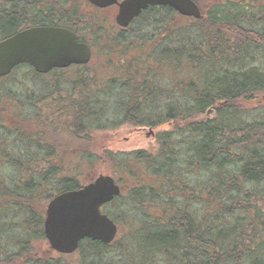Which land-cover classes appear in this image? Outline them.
<instances>
[{"label":"trees","instance_id":"obj_1","mask_svg":"<svg viewBox=\"0 0 264 264\" xmlns=\"http://www.w3.org/2000/svg\"><path fill=\"white\" fill-rule=\"evenodd\" d=\"M85 4L0 0V41L38 25L68 27L90 44L94 31L95 41L108 40ZM154 7L110 35L151 47L109 64L110 77L91 62L46 74L21 64L0 77V264H264V0H212L201 18ZM161 75L173 79L156 84ZM212 109L214 118H196ZM123 123L155 127L158 142L98 154L128 184L103 206L128 225V241L85 238L74 262L35 256L34 242L45 239L37 205L81 188L95 154L57 158L60 132L78 138ZM111 248L119 257L106 260Z\"/></svg>","mask_w":264,"mask_h":264},{"label":"water","instance_id":"obj_2","mask_svg":"<svg viewBox=\"0 0 264 264\" xmlns=\"http://www.w3.org/2000/svg\"><path fill=\"white\" fill-rule=\"evenodd\" d=\"M105 8L118 0H88ZM115 17L117 24L127 27L149 6L164 5L184 16L201 18L195 0H123ZM92 50L77 33L64 26L38 25L20 30L0 41V77L9 75L16 66L29 64L46 74L56 68L85 65ZM122 187L111 175L100 174L76 190L54 196L46 209L45 236L52 249L74 253L85 238L110 244L118 232L117 223L102 211V206L121 194Z\"/></svg>","mask_w":264,"mask_h":264},{"label":"rangeland","instance_id":"obj_3","mask_svg":"<svg viewBox=\"0 0 264 264\" xmlns=\"http://www.w3.org/2000/svg\"><path fill=\"white\" fill-rule=\"evenodd\" d=\"M211 2L212 0H197V3L200 6V8L201 7L205 8L204 6L210 4ZM86 6L88 5L85 4V7ZM89 11L91 14L90 16L96 18V22L101 21L100 24L103 25V27L108 31V35H109V39L105 41H95L93 38L97 36L95 31L91 35L92 39H90V41L92 40L93 42L91 41L90 45H92L93 47V56H92V61L90 65H91V68L92 69L94 68L98 72L99 75L106 74V76L110 77L113 74V71H112L113 67H111L112 65H109V64L113 63L115 65H118L122 62L128 63L129 61L134 60L138 56L143 55L144 53H148V51L151 48L149 47V45L147 46L142 45V46L137 47V46H134L136 43H133L130 46L127 42L117 43L116 41L110 38V35L114 33L115 30L117 29V26L115 27V23H116L115 17L113 18L114 19L113 22L111 23L109 22L110 18L108 17V13L110 10L95 11V10L89 9ZM183 22L189 23V19L183 20ZM112 24L114 25L111 26ZM96 25L98 26L99 23H97ZM172 79L173 77L169 75L168 76L166 75V77L164 75H161V77L160 76L157 77L155 83L157 84L161 81L169 82ZM258 97L260 98L252 102L243 100L241 105L246 106V107H251L258 100L263 98L262 95H259ZM115 100L117 99L112 98L111 101H115ZM214 117H215V113H214V110L212 109V110L207 111L206 113L198 115L196 118L197 119H208V118H214ZM53 118L57 119L56 116H53ZM163 126H164V129H171V127L173 126V122H167ZM155 130H156L155 127L152 128L148 125L139 126V125H130L128 123H123L117 128L106 129V130L104 129L96 130V131H93L90 135L87 133H84L82 137H78V138L77 137H66L63 133L60 132L59 139L55 141L57 144V147H56L57 155H59L57 158H63L65 160L71 159L73 156L77 158L79 156L77 153H81L83 151L89 150L91 152H94L95 154L88 155V160H86L87 163H84L86 167L83 168V174L80 177L81 182L88 183L89 181L94 180L100 174L111 175L115 177L116 172L113 168L112 163L104 159V157L102 159L99 158L98 154L102 155V153L105 150H109L114 153L132 152V151H137V150H156L158 148V142H157V136H156ZM73 139L77 140L75 146L71 145ZM54 161L56 162L57 160H54ZM8 170L10 171L9 168L5 169L6 172ZM117 181L120 182L124 188L128 186V184L126 183L123 184V182L119 181L118 179ZM48 204H49V201H42L37 205L36 211L40 214L42 213L43 223L46 217V209H47ZM20 219H21V216H18L17 220H20ZM0 226H2L1 223H0ZM22 231L23 229H19L18 232L22 234ZM130 233H131L130 228L128 227L127 224L123 223V226L119 225L118 236L119 237L122 236V242L124 244L128 241L127 238L130 237L129 236ZM118 249L119 248L117 249L111 248L109 250L110 252H108L107 256H104V258L106 260L112 259V258L117 259L119 257ZM7 251H9V249ZM33 252L35 256L43 255L45 257L46 256L50 257V256L59 255L57 252L51 249L49 242L46 239H37L34 242ZM71 256L72 255H70L69 257H65V261L74 262L75 257L74 256L71 257ZM101 258H103V256H101ZM89 260H92V257L89 258ZM20 261H22V259Z\"/></svg>","mask_w":264,"mask_h":264},{"label":"flooded vegetation","instance_id":"obj_4","mask_svg":"<svg viewBox=\"0 0 264 264\" xmlns=\"http://www.w3.org/2000/svg\"><path fill=\"white\" fill-rule=\"evenodd\" d=\"M123 0H118V3H120V2H122ZM118 3H116V4H112V5H110V6H108V7H106V8H97L96 6H94V5H92V4H90V3H87L86 2V4L88 5V7H89V9L90 10H95V9H99L100 11H103V10H110L109 11V13H108V17L110 18V20H111V22H113V18L117 15V13H118V11H119V4ZM160 7H163V8H166V9H172L173 10V8L172 7H167V6H160ZM151 9H157L156 7H154V6H149L146 10H143V12H142V14L145 12V11H149V10H151ZM174 11V10H173ZM141 14V15H142ZM90 45V44H89ZM90 47H91V50H92V55H93V47H92V45H90Z\"/></svg>","mask_w":264,"mask_h":264}]
</instances>
